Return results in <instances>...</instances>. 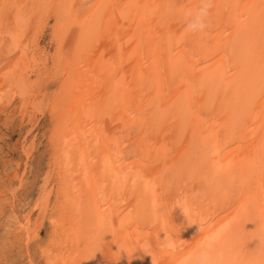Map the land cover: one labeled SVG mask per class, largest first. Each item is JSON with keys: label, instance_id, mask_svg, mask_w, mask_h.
I'll list each match as a JSON object with an SVG mask.
<instances>
[{"label": "bare ground", "instance_id": "1", "mask_svg": "<svg viewBox=\"0 0 264 264\" xmlns=\"http://www.w3.org/2000/svg\"><path fill=\"white\" fill-rule=\"evenodd\" d=\"M200 5L0 0L25 165L49 129L24 213L1 206L29 199L28 168L5 173L0 228L43 264H264V0H212L193 33Z\"/></svg>", "mask_w": 264, "mask_h": 264}, {"label": "rangeland", "instance_id": "2", "mask_svg": "<svg viewBox=\"0 0 264 264\" xmlns=\"http://www.w3.org/2000/svg\"><path fill=\"white\" fill-rule=\"evenodd\" d=\"M47 40L48 39L46 37V41ZM10 116H6L5 114H0V184H2L3 181V186L7 188L8 187L7 185L10 184L9 181L11 180H9V177L6 176L5 173H7L10 170H14L20 175L22 174V171H24V168L27 167L28 169L25 177L27 178L26 182L29 184L30 192H29V199H27L21 192H20L21 194L17 192V199L14 202H12L13 205H11V202H6L7 205H5L4 207L2 205L1 207L2 209H4L5 212L7 211L6 213L11 212L12 210H14L16 213L17 212L24 213L25 207L28 206L27 203L30 202L28 200L35 199L36 196L38 195L37 189L32 188L34 186L32 185L33 184L32 181H33V176L38 172L39 169L42 168L45 169V165L41 166L42 163H40L39 165V162L42 159V156L46 154L45 150L48 147L47 137L49 135L48 134L49 129L47 127V119L39 115L37 117V119L40 118L38 122L39 124L37 125L38 127L35 130V132H32V134L29 136V140L32 146V153H31L32 156H30L31 157L29 159L30 161L29 160L27 161L28 165H25L26 164L24 162L25 159L22 155L23 151L18 149L19 148L18 145L22 142L21 137L24 133H26L28 124L26 121H21L17 117H14L12 114ZM43 131L46 132L44 133ZM16 182L17 181H14L13 183L16 184ZM1 186L2 185H0V188ZM2 189L6 190L3 187ZM12 206L14 207L12 208ZM23 215L24 214H22V216ZM6 217L7 214L5 215V218H3L5 222L7 220ZM0 221L2 220L0 219ZM10 230L11 228H8V231ZM8 231L7 233H5L1 226L0 256L6 257L8 255H11L9 258L10 262L15 260L14 262L15 264H29L28 263L29 260L25 258L27 254V255H31V258H33L35 264L44 263V260H42L40 257H37L36 253H34L33 248H30L29 252H25V246L23 241H17L14 237H12L11 234L9 235ZM45 232H46V226L42 228L41 238H44ZM14 235L15 234L13 233V236ZM10 236L12 238L7 240L8 242L7 246H3L2 239H7V237ZM13 238L16 240L15 242L13 241L14 240ZM10 262L5 260L2 261V263L0 264H10Z\"/></svg>", "mask_w": 264, "mask_h": 264}, {"label": "clouds", "instance_id": "3", "mask_svg": "<svg viewBox=\"0 0 264 264\" xmlns=\"http://www.w3.org/2000/svg\"><path fill=\"white\" fill-rule=\"evenodd\" d=\"M212 0H201V5L195 14L192 16L190 22L186 25V30L190 32H202L207 27V15L210 9ZM199 264H208V256L206 253L200 254Z\"/></svg>", "mask_w": 264, "mask_h": 264}]
</instances>
